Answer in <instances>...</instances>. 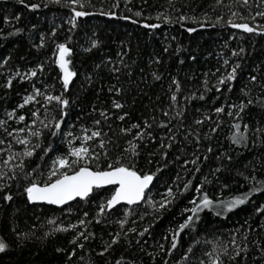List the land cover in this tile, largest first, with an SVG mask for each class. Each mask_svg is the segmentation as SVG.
Returning a JSON list of instances; mask_svg holds the SVG:
<instances>
[{
    "label": "trees",
    "instance_id": "1",
    "mask_svg": "<svg viewBox=\"0 0 264 264\" xmlns=\"http://www.w3.org/2000/svg\"><path fill=\"white\" fill-rule=\"evenodd\" d=\"M25 2L39 7L30 10L16 0L0 1V120L6 121L0 127V140H5V144L0 145V149H5L0 152V166L6 158L9 143L16 152H22L25 147L7 136L4 128L8 131L24 128L18 136L27 137L29 147L37 142L42 148L51 146L43 160L40 159L44 155L42 150L37 149L28 161L26 171L41 166L33 177L41 183L47 177L52 160L67 151V140L79 145L83 135L99 131L101 136L88 141V146L91 151L101 153V168L121 156L123 149L129 146L127 142L132 140L140 153L134 158L137 170L156 172L157 168L161 169L148 195L160 201V194L169 185L174 192L179 189L183 194L159 213L142 204L124 228L126 231L135 227L137 232H129L126 238L121 233L119 243L104 256H99L98 253L111 242L112 235L121 231L116 221L124 218L127 205H119L106 215L96 217L97 205L109 194L106 189L100 190L88 202L74 201L62 208L32 205L23 194L25 181H12L13 200L3 202L0 193V239L8 244L7 250L0 253V264H68L67 252L74 247L69 241L77 230L56 232L54 229L69 223H76L80 232L93 233L87 241L80 238L79 243L84 247L75 249L77 255L73 264H116L117 260L122 264L129 261L134 264H177L178 261L179 264H201V261L209 264L210 256L206 253L215 254L214 246L218 251L227 247L229 255L233 254V238L241 247L247 245V252L237 258L239 264H264V254L257 247L258 244L264 246V215L255 211L264 205V191L254 192L248 203L230 213L217 216L213 209H204L196 231L181 233L177 237V248L171 254L161 250V245L164 249L170 248L172 231L188 215L183 209L192 206L189 200H199L206 193L215 205L247 192L250 187L264 186L258 183L264 182V133L255 131L264 127V100L260 99L264 97V90L259 86L264 84V35L246 33L229 23H247L258 32L264 30V16L256 15L264 12V3L248 0L245 6L243 0H221L219 5L215 0H171V4L169 0H82L86 7L81 9L77 5L76 10L91 15L77 18V27L73 29L67 23L72 16L70 8L49 3V0ZM137 11L141 12L139 17L134 15ZM101 12L115 15H101ZM233 12L236 15H232ZM158 13L170 16L173 22L165 23L163 16L157 19ZM180 15L195 17L196 22H175ZM148 17L151 19H146ZM133 20L137 23H132ZM145 23L161 26L146 29L142 27ZM188 28L196 30L189 33ZM17 29H20L19 33L9 35ZM53 29L55 35H52ZM41 35L45 38L43 47H39ZM93 40L97 41L95 48L92 47ZM58 43H65L71 49L67 59L70 60L69 68L76 73L67 91L55 63ZM240 48L245 51L233 56L232 52H238ZM225 60L229 62L227 65ZM237 63L240 68L236 79L230 82L231 91L224 87L221 92H216L217 78L226 75ZM31 71L36 75L29 76ZM154 73L161 79H154ZM251 76H256L259 84L251 83ZM173 78L181 85L179 92L171 83ZM9 79L12 80L10 87L6 86ZM205 80L210 89L207 92ZM35 89H39L40 95H36ZM116 89L121 91L117 93ZM242 89L250 90L249 95L245 96ZM173 93L177 96L176 102L170 99ZM193 93L197 97L203 93L205 99H186ZM27 95H33L35 99L24 108H18ZM45 95L61 96L69 104L62 112V106L56 101H46ZM248 99L254 104L236 117L238 108L229 109L228 106H238L242 100L247 103ZM113 101L121 103L123 108H114ZM219 106L225 111L216 114L214 108ZM13 110L15 115L9 120L6 113ZM33 111L37 112L36 117L32 116ZM101 111L108 116L107 120L101 117ZM228 111H232L233 116L230 117ZM177 112L182 115L177 117ZM124 113L128 114L125 119L118 120L117 116ZM19 115L25 116L23 122H17ZM97 120L99 125L95 124ZM196 120L203 123L198 125ZM41 121L49 124V128H44ZM145 121L152 127L144 129ZM56 122L61 123V129L53 137L51 125ZM134 123L140 124L141 129H132L128 133L120 131ZM161 123L168 124V128L158 127ZM236 123L241 125V132H244V124L249 125L244 133L248 137L246 144L231 142L232 134L237 131L233 128ZM213 128H216L215 132ZM29 130H39L43 135L37 141L35 137H28ZM137 131L151 132L152 136L143 141L134 140ZM68 132L72 133L71 137L65 136ZM169 136L173 139L169 140ZM101 140L105 141L109 153L107 162L103 158L105 149L99 147ZM163 152L167 156L162 158ZM193 160L195 164L191 163ZM95 166V163L91 165ZM197 168L200 171H196ZM217 168L221 170L217 172ZM253 176L255 180L251 179ZM245 177L249 179L245 180ZM187 181L192 183L184 191L183 185ZM196 186L202 191L197 192ZM84 212L89 213L85 219L91 221L86 227L78 224V220L84 218ZM143 212L152 214L141 220ZM50 219L54 223L49 224ZM96 219L101 223H96ZM145 227H149V232L140 237L138 233ZM190 246L193 251L189 253ZM57 248L65 251L57 252ZM185 255L187 259H182ZM222 259L224 264H234L228 256Z\"/></svg>",
    "mask_w": 264,
    "mask_h": 264
},
{
    "label": "snow or ice",
    "instance_id": "2",
    "mask_svg": "<svg viewBox=\"0 0 264 264\" xmlns=\"http://www.w3.org/2000/svg\"><path fill=\"white\" fill-rule=\"evenodd\" d=\"M17 3L22 4L25 8H29L30 10H35L39 7L38 4L32 3L28 4L25 2V0H16ZM49 3L61 5L63 7H68L72 10V16L67 21V23L71 24V27L75 29L77 27V18L85 17L88 15H91V13L84 11V10H76L75 6H79L81 9H84L86 7V4L82 2V0H49ZM260 3H264V0H260ZM169 4H171V0H169ZM215 4L219 5L221 4V0H215ZM248 0H243V5H247ZM48 5L45 4V7ZM118 6V5H115ZM178 11V9H176ZM101 15H109L114 16L115 13L109 12H101ZM135 16L139 17L141 15V12L137 11L134 13ZM205 16H207V13H204ZM232 15H236L235 12L232 13ZM258 16H264V12H257ZM161 16H163L165 23H172L173 20L170 16L164 15L162 13L157 14V19H160ZM122 19H129V17H121ZM16 19H19V16L16 17ZM146 19H151V17H148ZM185 20H192L193 22H196L195 17H188L185 15H180L175 22H183ZM220 17H217V21L219 22ZM132 23H137V21L133 20ZM230 26L233 28L241 29L246 33H256L258 35H264V30L257 31L256 28L250 27L247 23L243 24H237L229 22ZM161 25L156 23H145L142 25V27L146 29H157ZM203 26V25H202ZM196 29L194 28H188L187 31L189 33L194 32ZM20 29H17L16 32L10 33L9 35H16L19 33ZM56 30H52V35H55ZM41 44L39 47H43V41L44 36L41 35ZM97 46V41H92V47L95 48ZM56 48L58 49V56L55 61L56 65L58 66L60 72L62 75L60 76V80L62 82V86L65 91L69 90V85L73 80V77L76 75L74 71H72L69 68L70 60L67 59V57L71 53V49L66 46L65 43H58L56 44ZM90 49H85V51H89ZM165 52L168 51L167 48L164 49ZM179 51V49H178ZM245 50L243 48H240L239 51H233V56H239L241 53H243ZM157 63H159V60H157ZM183 63V61H181ZM229 62L228 60L224 61V64L227 65ZM99 67V65L97 66ZM240 68V64H235L231 71L227 72L226 75H220L217 78V82L215 87L216 92H221L222 88L226 87L229 91H231V81L236 79V73L237 69ZM17 75L19 76V73L17 72ZM29 76H35L36 72L31 71ZM207 75V74H206ZM154 79L160 80L161 77L157 74H153ZM25 77H21V79H24ZM251 83H257L259 84L256 76L250 77ZM172 85H175V91L179 92L181 90V85L179 81L176 78H173L171 81ZM207 80L204 81L205 84V92L209 91L207 87ZM12 84V80L9 79L7 81L6 86L10 87ZM259 86L264 90V84H259ZM36 95H40L39 89L34 90ZM121 89H116V92L119 93ZM242 93L245 96L249 95V91H245L244 89L241 90ZM45 100L48 102L56 101L58 104L62 106V112L63 109L66 108L69 104V101L66 99H63L61 96H53V95H45ZM35 99L33 95H27L23 98V103L19 104L18 108H24L26 105H28L30 102H32ZM172 102L177 101V96L175 93H173L170 97ZM186 99H199L204 100L205 95L201 93L198 97L195 93H193L191 96L187 97ZM261 100H264V97L260 98ZM259 102V101H257ZM254 101L252 99H248L247 103H245L243 100L240 102V104L237 105H229V109L232 108H238V111L235 112L236 117H240L241 113L247 108L249 105H253ZM113 107L116 109H122L123 105L117 101H113ZM225 111V108L223 106L215 107L214 112L216 114H221ZM66 115L67 113H63ZM230 117L233 116L232 111H228L227 113ZM9 120L13 118L15 115V110L12 112L6 113ZM101 117H103L105 120L108 119V116L105 114L104 111H101L100 113ZM127 113H124L123 115L117 116V119L120 121H123L125 117L127 116ZM164 115L167 116L168 112H164ZM177 117L181 116V112L176 113ZM32 116L36 117L37 112L33 111ZM207 119V117H205ZM25 120V116L19 115L17 117V122H23ZM170 123V122H169ZM196 124H201L203 121L196 120ZM6 124V121L0 120V127H3V125ZM33 124H35V121H33ZM41 124L44 125V128H49V124L44 123V121H41ZM95 124L99 125L100 121H95ZM161 128H168V124L161 123L157 125ZM152 125L149 124L147 121L144 122L143 128L149 129ZM51 136L55 137L58 135V132L61 129V123L56 122L54 125H51ZM233 128H235L237 131L234 132L231 136V142L236 145H243L246 144L248 137L244 134L248 131L249 125L244 124V132L240 131L241 125L239 123L233 124ZM132 129H141L140 124H132L129 128H121L120 131L122 133H128L131 132ZM4 131L7 133V136L12 137L14 142L19 145H24V150L22 152H16L12 150V144L9 143L6 151V158L2 161V166H0V181H3V183H0V193H2V200L3 202H10L13 200V195L10 192L11 189V182L12 181H18L20 179H23L25 181V184L23 186V194L26 197L27 203L32 205H49V206H55L57 208H62V206L69 205L70 202H79L84 201L88 202L92 199L94 195H98L100 193V190H107L108 195L101 199L100 203L97 205V212L96 217H102L107 214L109 210H112L116 208L118 205H127L124 209L123 213V219H119L116 221L117 224H119L121 231L115 233L112 235V239L110 243H107L103 250L98 253L99 256H104L105 253L109 252L110 249L113 248V245H116L119 243L121 238V233H123V236L126 238L127 234L129 232H137V229L135 227L129 228L126 231L124 230L125 224L128 222V219L130 216H132L139 207L143 204L149 209H152L154 212L159 213L161 210L167 209L171 204H173L177 198L178 195H182L183 192L177 189L176 192L173 191V188L171 185H169L165 192L161 193V200L156 201L154 200L148 193L150 192V186L153 185L155 179L157 178V173L161 172L160 168H157L156 172H143L138 171L135 163V157L139 156V148L136 143H133L132 140H129L128 147L123 149V152L121 153V156L117 157L115 161L107 162L109 153L105 149V141L101 140L99 142V147L101 149H105L103 152V158L104 161L107 162V166L105 168L100 167V160H101V153H97L90 150V147L88 146L87 142L94 140V138L100 137L101 133L99 131H92L91 135H84L80 141V145L77 147L73 145L72 140H67V151L64 153H61L60 155H57L51 162V165L49 166L47 177L44 180V182H39L36 179H34V174L36 171L41 167L40 165H37L35 168H33L31 171H26L28 167V161L36 154L37 149H41L43 154L40 159L43 160L44 156H47L49 151L51 150V146L42 148V145L37 142L36 144L29 147L30 141L27 137L20 138L18 136V133L24 132V128L19 129H13L12 131H8L7 128H4ZM85 132L88 130L85 129ZM213 132L216 131V128L212 129ZM257 134L264 133V127L255 129ZM17 134V135H14ZM43 135V133L39 130L32 131L29 130L28 137H35L37 138V141H39L40 136ZM66 137H71L72 133L68 132L65 134ZM152 133L151 132H145V131H137L133 137L134 140H140L143 141L145 137L151 138ZM259 138V135H258ZM169 140H172L173 137L169 136ZM5 144V140H0V145ZM163 147V145H162ZM167 147H171V145H167ZM5 149H0V152H4ZM208 151H211V148L208 149ZM150 155H154V153H150ZM162 158L167 156L166 152H163ZM179 159V157H177ZM230 159V157H229ZM18 161V162H17ZM127 161V162H126ZM95 163V168L91 167V165ZM149 164L152 163L151 160L148 161ZM185 163H188L185 161ZM191 163L195 164L196 161L193 160ZM221 169L217 168L216 171L219 172ZM196 171H200L199 168L196 169ZM179 179V177H177ZM249 177H245V180H248ZM251 179L255 180V176L251 177ZM191 181H187L183 185V190L186 191L189 189L191 185ZM258 183L264 185V182ZM5 189H8L9 191H5ZM196 191L201 192L202 188L199 186H196ZM264 191V186L262 187H250L247 192L242 193L240 195L234 196L229 200H222L218 201L215 205L212 199L208 197V195L205 193L202 195V197L197 200L195 198L188 201L191 207H185L183 209L184 213H188L183 218V222L178 224V227L172 231V242L171 246L168 249H164V246L161 245L162 251H167L169 254L172 253L174 249L177 248V237L181 235L185 230H191L196 231V225L198 224L200 220V213L204 209H213L214 214L217 216H220L222 213H230L236 210L238 207L246 204L249 202V197L254 192H261ZM132 206H136V208H133ZM70 211V209H69ZM257 213H261L264 215V205H261L255 209ZM152 214L151 212H143L140 214V219L143 220L146 215ZM89 215L88 212L83 213L84 218H80L78 220V224L80 226H87L88 223H91V221L86 220ZM49 224L54 223L53 220L48 221ZM96 223H101L100 219H96ZM132 223H135V221H132ZM150 227V226H149ZM149 227L143 228L142 231H139L138 235L140 237H143L146 233L149 232ZM264 227V225H262ZM71 230H77V234L73 236V238L69 241L71 245H73V250L70 252H67V260L68 264H73L74 257L77 255L75 249L76 248H83L84 245L79 243L80 238H83V240L87 241L90 237L93 236V233L88 232L85 234L84 232L78 231L77 224L76 223H69L66 227H57L54 229L56 232H69ZM47 235V234H46ZM111 235V234H110ZM167 239V237H165ZM245 240L247 237L245 236ZM137 243L139 244L140 241L138 240ZM232 243L234 245V251L233 254L229 255V251L227 247H224L222 251H218L216 246L213 248V253L210 254L206 253V255L210 256L209 264H224V261L222 259L223 256H228V259L230 261H233L234 264H239V260L237 259L240 257L242 252H247V245L245 244L243 247H241L240 244H237L235 241V238H233ZM259 250L262 254H264V246L257 245ZM8 248V244L3 240L0 239V253H4ZM57 252L65 251L62 248H57ZM193 249L190 246L187 250V252H192ZM182 259H187V255L182 257ZM116 264H122L121 260H117ZM128 264H134V261H129ZM179 264V261L177 262ZM201 264H204L203 261H201Z\"/></svg>",
    "mask_w": 264,
    "mask_h": 264
},
{
    "label": "rangeland",
    "instance_id": "3",
    "mask_svg": "<svg viewBox=\"0 0 264 264\" xmlns=\"http://www.w3.org/2000/svg\"><path fill=\"white\" fill-rule=\"evenodd\" d=\"M83 136H84V135H83ZM83 136H82V137H83ZM81 139H82V138H81ZM80 141H81V140H80ZM72 143H73V141H72ZM87 144H88V142H87ZM73 145H74V144H73ZM79 145H80V144H79ZM79 145H77V144H76L75 146H77V147H78Z\"/></svg>",
    "mask_w": 264,
    "mask_h": 264
},
{
    "label": "water",
    "instance_id": "4",
    "mask_svg": "<svg viewBox=\"0 0 264 264\" xmlns=\"http://www.w3.org/2000/svg\"><path fill=\"white\" fill-rule=\"evenodd\" d=\"M1 1V0H0ZM58 56V55H57ZM151 187V186H150ZM71 203V202H70ZM66 206V205H65ZM119 206V205H118ZM55 207V206H54ZM62 207H64V206H62ZM117 207V206H116Z\"/></svg>",
    "mask_w": 264,
    "mask_h": 264
}]
</instances>
